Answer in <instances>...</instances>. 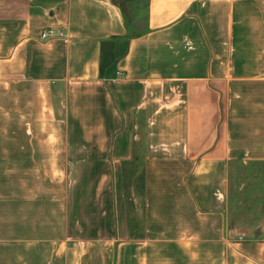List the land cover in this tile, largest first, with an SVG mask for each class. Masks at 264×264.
I'll use <instances>...</instances> for the list:
<instances>
[{
    "label": "crops",
    "instance_id": "crops-1",
    "mask_svg": "<svg viewBox=\"0 0 264 264\" xmlns=\"http://www.w3.org/2000/svg\"><path fill=\"white\" fill-rule=\"evenodd\" d=\"M129 3L144 11L146 24L102 78L103 42L128 33L120 3L0 0L8 11L0 17V205L24 204V220L0 224V264H86L77 246L66 250L44 226H31L32 170L47 166V158L33 165V146L47 154L48 139L63 135L62 107L72 96L87 95L99 107L94 120L104 129L97 130L114 143L110 166L137 168L141 159L147 171L145 225L119 214L120 264H208L205 251L223 246L224 228L209 229L207 218H223L233 206L229 182L242 189L251 174L264 180V131L241 132L232 116L250 90L264 91V0ZM17 9L25 11L19 23ZM42 29L63 35L44 39ZM247 246L263 253L240 264H264V240Z\"/></svg>",
    "mask_w": 264,
    "mask_h": 264
},
{
    "label": "rangeland",
    "instance_id": "rangeland-1",
    "mask_svg": "<svg viewBox=\"0 0 264 264\" xmlns=\"http://www.w3.org/2000/svg\"><path fill=\"white\" fill-rule=\"evenodd\" d=\"M115 1L125 5L126 11L134 17L130 25L133 33L142 32L146 24L144 11L140 12L138 7L125 0ZM15 12L19 23L24 19L25 11L17 9ZM7 14V9L0 11V17ZM138 16L141 18L135 21ZM45 30L42 29V32ZM3 43H7L6 36L1 45ZM249 93L248 99L232 107V116L237 123L234 122L235 127L241 132L252 129L264 131V91L250 90ZM1 99H7L5 90H1ZM67 101V105L60 106L64 122L58 129L63 135L48 139L47 154L43 147L42 152L39 150V142L36 148L33 146V165L47 158V166L42 171L32 170L31 226L33 229L40 224L44 226L47 236L62 240L66 250L77 246L80 257L87 259L86 264H120L119 214L127 213L130 224L145 225L147 171L143 169L141 159L137 168L135 164L120 166L119 161L116 162L117 169L111 167L110 163L116 159L110 152L114 143L111 137H103L97 130L104 129L103 122L94 120L99 107L90 104L84 94L72 96ZM255 101L261 104H253ZM107 124L113 128V122ZM1 128H7V123L1 122ZM47 128L54 131L57 127L55 122L51 124L49 121ZM94 130L96 137H89L88 133L93 134ZM249 176L242 189H239L241 181L231 179L229 182L228 204H233L229 212L225 210L223 218L213 215L207 218L209 229L220 228L221 225L224 228L223 246H209L205 251L208 264H240L248 256L263 253L262 250H250L247 246L249 242L264 240V180L254 178L252 174ZM213 186L214 181H209L208 190ZM35 194L38 199L41 194L43 200H34ZM23 209V203L9 205L1 202V226L7 227L15 221L24 220L18 216ZM217 236L209 230L207 238L211 242ZM134 257V253H130L124 258L130 263ZM161 260H164L163 256Z\"/></svg>",
    "mask_w": 264,
    "mask_h": 264
},
{
    "label": "trees",
    "instance_id": "trees-1",
    "mask_svg": "<svg viewBox=\"0 0 264 264\" xmlns=\"http://www.w3.org/2000/svg\"><path fill=\"white\" fill-rule=\"evenodd\" d=\"M125 1L129 2V0H125ZM120 4L123 7V11L125 14L128 33L123 37H112L103 42L101 61H100V76L102 78H108L112 75L113 71L115 70L117 61L127 52L130 39L133 36H136L137 34L141 33V32L136 34L133 33L130 25L134 17H132L126 11L125 5H123L122 3Z\"/></svg>",
    "mask_w": 264,
    "mask_h": 264
},
{
    "label": "built area",
    "instance_id": "built-area-1",
    "mask_svg": "<svg viewBox=\"0 0 264 264\" xmlns=\"http://www.w3.org/2000/svg\"><path fill=\"white\" fill-rule=\"evenodd\" d=\"M62 35H63L62 33L57 32L56 30L53 29H46L41 34L42 38H54V37H60Z\"/></svg>",
    "mask_w": 264,
    "mask_h": 264
}]
</instances>
